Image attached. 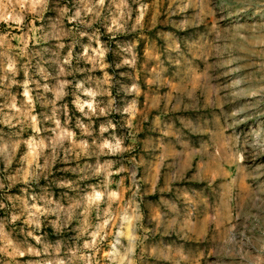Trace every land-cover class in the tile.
I'll list each match as a JSON object with an SVG mask.
<instances>
[{"label": "rangeland", "instance_id": "374dc122", "mask_svg": "<svg viewBox=\"0 0 264 264\" xmlns=\"http://www.w3.org/2000/svg\"><path fill=\"white\" fill-rule=\"evenodd\" d=\"M104 5L72 18L78 0H0V146L20 141L18 160L25 142L35 153L55 138L61 157L74 143L83 154L57 159L53 175L97 172L90 182L140 225L116 246L133 248L136 264H264V0ZM63 238L67 259L84 241ZM110 239L72 264H109Z\"/></svg>", "mask_w": 264, "mask_h": 264}, {"label": "clouds", "instance_id": "9594fccd", "mask_svg": "<svg viewBox=\"0 0 264 264\" xmlns=\"http://www.w3.org/2000/svg\"><path fill=\"white\" fill-rule=\"evenodd\" d=\"M78 2L80 7L72 18H79L81 13H93L94 18L99 17L105 7L104 0H78ZM116 7L120 8L121 5ZM69 10L67 3L61 9L63 14H67ZM109 10L111 11V5ZM77 126L82 127L79 123ZM70 136L71 134L69 138ZM19 143L20 141H15L11 145L5 143L0 146V163L3 164V168L0 169V189L4 190L0 195L12 201L9 206L6 205L5 200L0 199V208L7 211L10 207L13 213L10 219L7 216L0 219V253L10 257L5 260L0 256V264H72L75 259H86L76 255L80 248H92L105 237H111L108 241L110 250L107 253L109 264H125V261L127 264H136L133 248L128 247L121 255L116 246L120 243L118 237L127 239L129 228L131 227L135 232L140 225L138 222L130 225L126 218L127 209L119 201L108 198L110 189L105 182H90V177L95 176L97 172L77 164L75 167L65 169L66 172L75 174L74 178L53 175V164L57 159L74 160L83 154V151L76 152V145L73 143L72 148L63 149L64 155L61 157L60 151L63 146L53 138L48 143H42L39 152L35 153L31 150V143L25 142L29 151L17 160L16 149ZM84 143L86 142H82V145ZM45 149L51 151L47 152ZM40 157L44 160L42 164ZM243 158V154L237 151L235 159L241 161ZM13 161L18 165L15 169H12ZM21 181L25 185L23 195L7 196V189ZM34 187L39 188L40 193L32 195L29 189ZM57 188L62 191L58 199H53V192ZM65 189L67 191H63ZM133 204L134 201L129 202L128 206L132 207ZM16 220H22L23 223L16 225L14 223ZM109 222L115 226L114 232L111 228L105 230ZM9 225L11 227L6 230ZM65 233H74L76 241L84 242L76 248H69L72 255L62 259L59 258V254ZM100 233L103 235H99ZM94 235H99V239H86ZM50 237H56L55 244L51 242ZM25 255L29 256V259H16Z\"/></svg>", "mask_w": 264, "mask_h": 264}, {"label": "bare ground", "instance_id": "6f19581e", "mask_svg": "<svg viewBox=\"0 0 264 264\" xmlns=\"http://www.w3.org/2000/svg\"><path fill=\"white\" fill-rule=\"evenodd\" d=\"M247 239L245 238V239H243L242 241H240V242H245Z\"/></svg>", "mask_w": 264, "mask_h": 264}]
</instances>
